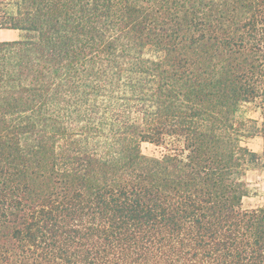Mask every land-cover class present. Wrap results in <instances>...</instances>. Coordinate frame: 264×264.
I'll list each match as a JSON object with an SVG mask.
<instances>
[{
  "label": "trees",
  "instance_id": "16d2710c",
  "mask_svg": "<svg viewBox=\"0 0 264 264\" xmlns=\"http://www.w3.org/2000/svg\"><path fill=\"white\" fill-rule=\"evenodd\" d=\"M2 30L0 264H264V0H0Z\"/></svg>",
  "mask_w": 264,
  "mask_h": 264
},
{
  "label": "rangeland",
  "instance_id": "374dc122",
  "mask_svg": "<svg viewBox=\"0 0 264 264\" xmlns=\"http://www.w3.org/2000/svg\"><path fill=\"white\" fill-rule=\"evenodd\" d=\"M19 33L16 31H0V39H9L18 37ZM256 116V112L252 110L250 105H246L242 108L239 113L240 117L243 116ZM247 145L254 148L255 150H260L262 141L259 138L247 139ZM142 150L145 154L150 156L161 155L166 148L164 146H157L151 143H143ZM248 181L250 182L251 192L249 196H246L243 200L244 208H253L261 204H264V171L251 170L248 175Z\"/></svg>",
  "mask_w": 264,
  "mask_h": 264
}]
</instances>
